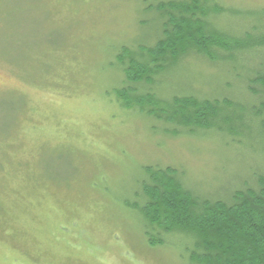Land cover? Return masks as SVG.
I'll use <instances>...</instances> for the list:
<instances>
[{
	"label": "rangeland",
	"instance_id": "obj_1",
	"mask_svg": "<svg viewBox=\"0 0 264 264\" xmlns=\"http://www.w3.org/2000/svg\"><path fill=\"white\" fill-rule=\"evenodd\" d=\"M177 1L0 0V264H184L183 237L146 240L145 169L174 168L200 198L264 171V142L251 133L239 144L116 98L119 51L154 45L155 6ZM210 1L224 9L211 21L234 35L264 18V0ZM156 84L164 99L245 100L229 68L197 55Z\"/></svg>",
	"mask_w": 264,
	"mask_h": 264
},
{
	"label": "trees",
	"instance_id": "obj_2",
	"mask_svg": "<svg viewBox=\"0 0 264 264\" xmlns=\"http://www.w3.org/2000/svg\"><path fill=\"white\" fill-rule=\"evenodd\" d=\"M155 9L163 18L157 42L118 53L124 75L115 93L120 105L167 124L217 129L239 144L248 133L264 142V18L234 35L211 21L224 9L210 0L159 3ZM191 55L229 68L245 100L160 97L156 78ZM145 173L139 209L150 246L179 235L184 264H264V171H254L250 181L220 198L196 196L174 168L152 166Z\"/></svg>",
	"mask_w": 264,
	"mask_h": 264
}]
</instances>
